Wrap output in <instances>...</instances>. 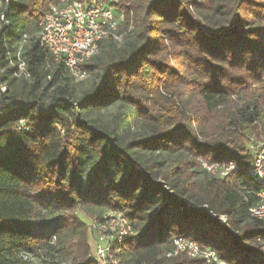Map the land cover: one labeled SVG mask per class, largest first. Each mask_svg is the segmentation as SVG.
<instances>
[{"label":"trees","instance_id":"1","mask_svg":"<svg viewBox=\"0 0 264 264\" xmlns=\"http://www.w3.org/2000/svg\"><path fill=\"white\" fill-rule=\"evenodd\" d=\"M57 2L1 0L0 264L40 253L43 264H95L78 209L125 213L134 234L119 264H202L165 256L176 236L227 264H264L245 145L264 130V0H134V37L104 41L79 92L34 39L30 79L9 64ZM198 158L236 169L220 177Z\"/></svg>","mask_w":264,"mask_h":264},{"label":"built area","instance_id":"2","mask_svg":"<svg viewBox=\"0 0 264 264\" xmlns=\"http://www.w3.org/2000/svg\"><path fill=\"white\" fill-rule=\"evenodd\" d=\"M118 0H58L43 14L39 30L33 35L23 33L15 50V59L9 64L15 67L14 76L29 80L30 73L23 56L25 47L32 39L44 47L54 62L62 61L68 75L75 80L87 76L84 69L93 56L99 53L104 41L121 42L119 33ZM130 14H132L130 12ZM18 125H24L20 119ZM250 139L248 150L252 154L249 176L256 187V202L249 206L251 217L264 219V140ZM207 172H217L218 176H231L236 169L232 162L208 164L198 158ZM225 220L224 217H222ZM93 239L91 257L95 264H119L116 253L125 239L134 234L133 225L122 210L108 209L88 225ZM166 257L184 252L188 257L201 259L202 264H227L214 249L200 245L195 240L176 236L170 241Z\"/></svg>","mask_w":264,"mask_h":264},{"label":"rangeland","instance_id":"3","mask_svg":"<svg viewBox=\"0 0 264 264\" xmlns=\"http://www.w3.org/2000/svg\"><path fill=\"white\" fill-rule=\"evenodd\" d=\"M133 2H134V0H118V6H117V15H118V22H119L118 30H119V33L122 34L123 39L121 42L108 41V42L112 43L113 45H115V47L122 46V44L124 43V41L126 39H131L132 37H134V35L136 33L135 31L138 29V22L135 21V19H136L135 12L132 9V7L129 8ZM0 5H1V0H0ZM130 12L132 14H130ZM126 13H128V14H126ZM90 82H92V75L91 74H87V76L82 80H75V79L69 80V83L71 85H73L76 92H79L83 88L87 87L90 84ZM239 100H240L239 96H236V95L232 96V101L234 103H239ZM114 109H115V106H111L109 108V111L105 114L106 119H110ZM262 113L264 114V107L262 109ZM136 128H137L136 126H133L131 131L136 130ZM259 133H261V134H259ZM248 135L250 137H252L255 142L264 140V130L259 131L258 133H249ZM249 141H250V139L247 138V141L245 143L247 149H248V146L250 144ZM95 214H96V210H94V209H92L91 215L81 211L80 209L77 210V216L81 220H83L84 223L86 224L88 243H89L91 248L93 246V239H92V235H91V233L87 227H88V225H90V222L94 218L93 216ZM222 217L223 216L220 217L221 221L223 220ZM22 258H23V260H25L27 262V264H43L41 253L38 256H36V255H23ZM62 264H67V263L63 262Z\"/></svg>","mask_w":264,"mask_h":264}]
</instances>
